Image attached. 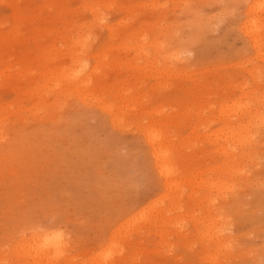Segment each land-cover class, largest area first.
<instances>
[{"label":"rangeland","instance_id":"obj_1","mask_svg":"<svg viewBox=\"0 0 264 264\" xmlns=\"http://www.w3.org/2000/svg\"><path fill=\"white\" fill-rule=\"evenodd\" d=\"M103 1L104 3L112 1V3L110 2L111 4L106 2L110 9L106 8L107 4H103ZM255 1L254 4L261 2L260 0ZM263 2L257 4L259 5L258 8H261L262 5L264 6ZM254 4L253 0H181V2L180 0H0V107L4 109H0V264H44L46 257L43 256L44 258L42 257V259L44 260L40 259L39 262L38 258L35 257H39L40 254L36 256V250H31L36 248L37 241L35 243L33 241L34 244L30 241H32L33 234H37L38 232L39 234H43L45 231L47 234L48 230H50L48 232L50 234L53 231L51 229H54L53 233L59 232L62 235H60L59 242L63 239L64 241L60 243L64 244L65 247L64 245L60 247L59 245L61 244L59 243L58 246L61 249L59 252V247H56L55 254L51 250L49 251V256L51 253L56 256L60 255V251L64 252L59 257L57 256L58 258L52 259V263L50 262L49 264H91L92 262H94L92 264H95V261L98 260L97 258L99 257L100 259L101 254L106 255L107 252L106 258L111 254V257L108 258L109 260L105 256H102V258L104 257L103 262L108 264L106 263L107 261H113L118 257L119 253L117 251L120 245L124 243L119 238L125 232L122 230L120 232L117 228V223L120 224L123 218L129 217L133 213L135 214L137 210L140 211L145 205L150 204L157 205L156 209L159 207L164 208V214L168 206L172 208L168 207L169 210L165 214L167 217L178 213L181 209L183 212H179L180 215H178L182 216L180 217L182 219L178 218L179 216L175 214L172 216L176 218L175 224H172V226L166 225L167 233L165 232L163 237L161 235V238H164V240L161 239L162 243L164 241L163 244L167 242V246L165 244L166 247L159 240L160 237L157 231L161 229L160 227H151L147 231L145 228L138 232L133 230L139 224L142 226V223L145 221L144 216L140 217L144 221L138 218L139 223L134 222L131 225L132 229L128 225L126 231L128 229L129 232H126L127 235L124 234L125 239H123L126 241L132 238V242L128 241L127 243L130 245L133 243V245L129 248H123L120 255L135 257L131 261L129 258L128 260L124 259L123 262L126 264H224L223 262L226 259L229 262L226 260L225 264L226 262L227 264H264V129H260L261 125L257 127V125L253 126L254 124L250 128L248 127L247 131L249 132L250 129V132L246 133V137L250 134L251 140L250 136H248L246 140L249 139V141L246 144L249 145H246L243 150L244 152H248L246 153L247 156L242 161L239 157L240 155H237L239 158L234 157V160L237 161L236 168L242 166L243 172L245 169L247 170L244 172V176L239 174L242 170L239 173L236 172L237 175L233 173V170L236 168L232 170L227 166V161L233 159L228 160L225 153H218L222 148L216 147L221 145H223L222 147H226L225 144L229 145L226 141H222V138L229 134L226 133L228 132L227 129L230 130L229 132H232L236 131L237 127L239 128L241 124L244 125L249 120V116L248 114L247 116H242L241 109L246 103H251V105H246L253 114V108L257 104L256 100L258 99L256 97L260 96L259 98H261L264 92V88L262 89L264 86V84L262 85L264 83V53L262 52L264 50V11L262 13L264 7L260 9V12L256 8V5L254 7L256 11H253L252 8V13H249L247 11L248 7L250 8ZM102 5H105V8ZM253 12L256 14H253ZM250 15L252 19L248 17ZM253 17L260 21L261 24L256 22L260 24L257 25ZM249 19L258 27L253 25L254 28H252L253 23L251 24L248 21ZM245 20L248 21V23L246 22L248 24L247 27L252 28L255 34L258 33L260 36L262 33V40H259L261 36L256 35L257 37H255L256 42L258 40L262 41V44L259 45L261 49L257 47L259 41L255 42L258 49L253 44L251 40L254 38L251 36L253 32L249 28L246 30V26L244 27L246 24H242L245 23ZM71 21L73 22L71 23ZM76 23L83 25L85 31L89 33L84 35L86 39H89L90 43L88 44V53L94 54L97 51L101 52L104 50V56L97 59V61L93 60L87 53L85 74H89L95 80L94 82L101 83L99 87L102 86V92H100L99 88L95 89L97 90V95L103 98V100L105 99L106 101L104 100V102L112 104V112L120 123L117 120L112 121V114L103 111L99 105L84 101L82 96L86 94L85 88H81L77 94L74 92V89L61 85V88H57V91H55L52 84L54 80L49 78L50 75L46 72L52 68L59 71L60 66H66L70 63L71 60L68 54L54 59L52 56L43 55L42 52L55 48L61 53H67L68 44L63 42L62 38H73L75 36L76 28L74 24ZM109 26L112 29L111 33L106 28ZM255 28L257 31L254 30ZM244 29L248 34H246ZM243 31L245 33H242ZM59 36L61 37L59 38ZM145 36L146 39H144ZM250 37L251 39H249ZM155 43L157 44L155 45ZM159 43H162V45L157 46ZM124 45L127 46L124 48ZM131 45L132 47H130ZM134 45H137L138 48L140 46V50ZM134 48L137 50L136 53ZM160 48H165L166 50L168 48L167 51L169 53L176 50L180 53V59L178 61L171 59L172 61L168 63L166 61L162 62L160 58L162 50ZM257 51H261V53ZM256 53L260 57L255 56L254 54ZM80 54L84 57L83 51ZM125 61L129 62L130 66L125 64ZM99 62L101 64L96 69V63L99 64ZM241 67H244L247 71L252 69L250 71L252 76L250 72H245ZM28 68L34 70L30 77H26L29 74L27 73ZM156 69L158 70L156 71ZM254 69L256 70L254 71ZM178 70L183 75L179 74ZM176 72H178L177 74L181 78L176 75ZM257 72H260V74H257ZM159 73L161 76L158 75ZM157 89L158 91H156ZM159 89L162 90L160 91ZM244 93L245 95H243ZM131 94L132 96H130ZM133 95H136V97L139 95L137 100L135 97L132 98ZM242 95L243 98L241 97ZM130 98L134 99V102ZM140 98L141 100L143 99V103ZM236 98L237 102L239 99V102H243L244 104L235 103ZM243 99H247L244 100L246 102L242 101ZM135 100L137 103L141 102L142 105L137 104ZM231 100L236 106L224 104L227 102L226 104L229 103L230 105ZM127 104H132L131 107L133 108L129 109V105ZM199 104L204 105L198 106ZM223 104L226 106V109L227 106L234 109L228 108L225 110ZM231 104L233 105V103ZM42 105L45 107L52 106V108L40 109L39 107V110L36 108ZM156 105L162 108L158 110L159 108ZM237 105L239 108L236 109ZM152 106L154 107L152 108ZM217 106H223L224 108L219 107L220 111ZM148 109H153V111L148 113ZM155 109L158 111H154ZM195 109L199 110L197 111L198 113ZM231 110H234L235 114L230 113ZM120 111L127 112L121 114ZM225 113H230V115L226 116ZM200 116L204 118L203 121L200 120ZM234 116L235 118H233ZM208 118L212 119V122H209ZM156 119L159 120L156 121ZM189 119L190 122L187 121ZM167 120H170L172 123L170 121L169 123ZM152 123L159 126L155 124L154 127L150 126L153 125ZM222 123L227 126L226 130L224 129L225 126L223 127L226 132L222 129ZM148 124L152 130L153 128L155 130V127L160 128L159 131L165 125L161 131L169 134L168 142L171 145L169 144L170 146L168 145L166 150L169 147L171 149L169 148L170 151L168 150L165 154L168 158L170 157L169 160L171 159L172 164L175 163L179 167L173 165L174 170L171 172L174 176L168 175V178H170L168 180L173 181L172 184H174H170L168 190L176 188L175 183L178 181L177 185L180 188L178 189L179 186L177 187V196L175 195L177 192L175 189L169 190L171 194L173 191L175 192L172 195H168V190L164 191V188H162V178L158 177L151 168L148 155L150 147L143 136V129L147 128ZM205 126H209L207 127L209 129L207 130ZM218 126H221L220 128L223 132H220L224 137L215 133V137L216 135L217 137L219 135L218 138L222 137L220 139L214 137L217 143L212 139L213 135L211 132H216L215 130L218 129ZM228 126L231 128L233 126V130ZM141 127L143 128L140 129ZM192 127L197 129L194 128L193 130ZM189 128L191 130H188ZM189 131H191V135H193L194 131L196 134L188 136ZM209 132L211 135H209ZM201 134L207 137L204 138ZM251 134H254L255 138ZM186 138H189L190 143ZM257 138L259 141H256ZM204 139L206 141L209 140L208 143L204 142ZM210 140L214 141H211L213 144ZM184 141H187L186 145ZM180 143H184L183 146H185L183 147ZM255 143H258V145H252ZM173 145L175 146L174 148ZM191 146L193 147L190 148ZM176 147H178L177 150H175ZM225 147L224 149L226 150ZM185 148L186 150H184ZM210 148H217L218 150L212 149L213 152H211L209 151ZM178 150L183 151L179 154ZM235 151L241 150L237 148ZM261 151L262 153L260 154ZM257 155L260 157L258 158ZM223 157H225V160H223ZM246 158H249V161ZM172 159H177V162H174ZM245 159L247 160L246 162ZM224 162L225 165H223ZM214 164H217L215 165L217 166L216 169L214 168ZM208 170L210 172L216 171L211 174ZM220 170L224 171L221 172ZM193 171L195 172L193 173ZM189 172H192V179ZM196 172H205L206 174H195ZM228 172L229 176L227 175ZM194 174L195 176H193ZM208 174L212 177L211 179L207 176ZM226 175L228 176V180ZM233 175L236 177H233ZM238 176L239 178H237ZM185 177L187 179L190 177V180L186 181ZM229 177L237 179L238 183L236 182L237 180L231 183L234 180L229 179ZM182 179L183 181L185 179L184 182H188L189 184L181 183ZM203 179L205 181L213 179L212 182L218 179L215 181L216 183L223 179L224 181L222 182L223 184H227V186L225 185L226 187L232 186L231 189L233 190L231 191H227L229 190L228 188L225 190L226 187L224 186V188H221L223 191L219 192L220 194L212 191L210 195L212 193H216L217 195H213L215 200H213V207L210 208L211 210H215L212 212H217L218 210L217 213L222 210L218 217L221 216L220 221L223 222L222 224L225 229L223 228L224 230L222 231L224 232L221 233L225 235L230 232L229 235L231 233L233 235H231L232 241H228L229 246L227 247L231 249L227 250L226 248V251L231 256L232 254L234 256L238 251L240 253H236L234 257L230 258L229 254L224 251V247L218 250L215 248L216 251L214 249L213 252V243L210 244L202 236V238L199 237L200 233L197 232L198 230H196L193 223L191 224V218L193 219L195 216L199 218L198 215L200 216L204 213V209L201 207L206 206L203 198H200L208 196L206 190L200 188L204 187L202 185L204 184ZM174 180L177 181L174 182ZM192 180L193 183L194 180H197L198 184L195 183V187L191 186L193 185L191 183ZM229 180L231 181L229 182ZM246 181H248V185ZM222 182L220 183L222 184ZM254 182L257 183L254 185ZM239 184L241 185L239 186ZM196 185L200 187L197 186L196 188ZM163 191L164 193H162ZM188 191H192L189 193L190 199V196L186 193ZM200 193L202 194L200 195ZM179 194L182 195L180 196ZM193 194L195 196H192ZM185 195L189 196L185 197L188 200H184ZM224 195L228 196L225 197ZM197 196H200L199 199L202 201L201 207H197L196 205L197 199L194 198H197ZM157 197H159L158 201L156 200ZM177 197L179 200H176ZM222 197L223 200H221ZM153 199L155 200L153 201ZM175 202L181 206L179 210L178 205L175 208ZM174 208L175 212H172ZM143 210L145 211V208ZM184 211L188 213H184ZM189 211L193 213L190 212L191 214H189ZM197 212L199 213L197 214ZM188 214L192 217L190 216L191 218H189ZM179 219L181 223H177V221L180 222ZM136 223L137 227L135 226ZM179 224L180 226H178ZM226 226L231 229L228 228L226 230ZM173 227L174 229L176 228L177 232ZM178 227H182V229L180 228L182 232L180 230L178 232ZM198 228L202 231V227L198 225ZM113 230L116 233L117 230L120 232L118 233L119 235L117 234L119 236L118 240L115 236L116 233H113L114 238H116L110 244V246H117V251L114 249L115 254L114 252L110 253L113 247L109 249L110 252L107 248H110V246H107V243L109 242L108 240L111 241L112 237L110 236L112 235L110 234H112ZM123 230L125 231V229ZM134 231L137 233L135 234ZM196 232L199 234L197 235ZM178 233L181 235L179 236ZM25 242H30V245H32L31 249L29 248L30 245L28 244V247ZM205 242L206 245H204ZM168 244L171 246L169 247ZM158 245L162 247L159 246L158 248ZM26 246L28 247L27 250L30 249L29 254L26 252ZM231 246H234L233 249ZM100 247L108 250H104L103 248L105 252L107 251L106 254L105 252L103 253V250H100ZM97 251V255L102 251L100 256H93ZM208 252L211 253L208 254L210 257L215 253L214 255L218 260H216L214 255L212 256L213 258H205L204 260V254L207 257ZM220 253L221 256L224 254L223 258L218 256ZM63 255H67V258ZM55 256H52V258ZM112 256L113 258L114 256L116 257L113 259ZM91 257L96 260H92L91 262ZM29 258H32L33 262L32 260L29 262ZM213 259L214 262L212 261ZM101 260L97 264H103ZM45 264H48V261Z\"/></svg>","mask_w":264,"mask_h":264},{"label":"bare ground","instance_id":"obj_2","mask_svg":"<svg viewBox=\"0 0 264 264\" xmlns=\"http://www.w3.org/2000/svg\"><path fill=\"white\" fill-rule=\"evenodd\" d=\"M86 1V0H85ZM256 1H259V0H256ZM255 1V2H256ZM261 2H263L262 0H260ZM108 4L111 2L112 3V1H106ZM104 3V1H103V4H107V3ZM180 2H181V0H180ZM261 2H258V3H256V4H254V0H253V6L252 7H248V12L249 13H252V8H253V11H256V10H254V7L257 5V4H259V3H261ZM57 3V2H56ZM99 3V2H98ZM110 3V4H111ZM87 4V3H86ZM107 4V6H106V8H109L108 5ZM263 4H264V2H263ZM88 5V4H87ZM104 5V6H105ZM114 5V4H113ZM103 6V5H102ZM103 6V7H104ZM153 6V5H152ZM258 6L259 5H257L256 6V8H258ZM88 7V6H87ZM154 7V6H153ZM260 7H261V4H260ZM264 6L262 5V7L261 8H258L259 10L260 9H262ZM105 8V7H104ZM255 8V9H256ZM110 9V8H109ZM258 9H257V11H258ZM264 9V8H263ZM92 10H93V8H92ZM94 11V10H93ZM251 11V12H250ZM263 11L264 10H262V13H263ZM92 12V11H91ZM99 12V11H98ZM259 12V11H258ZM260 12H261V10H260ZM100 13V12H99ZM255 12H253V14H254ZM91 14H94V13H91ZM256 14V13H255ZM259 14V13H258ZM68 15V14H67ZM95 15H96V13H95ZM252 15V14H251ZM251 15L250 16H248V17H250L251 19H252V17H251ZM93 16V15H92ZM256 16H258V15H256ZM255 16V17H256ZM94 17V16H93ZM96 17V16H95ZM99 17V16H98ZM253 17L254 19H255V23L256 22H258V23H260L261 24V22L260 21H258L257 19H258V17ZM260 17V16H259ZM66 18V17H65ZM61 19V18H60ZM253 19V20H254ZM58 20V19H57ZM64 20V19H63ZM262 20V19H261ZM248 21H250V19L248 20ZM248 21L247 20H245V23H242V24H246V25H244V27H245V29L247 30V28H249V30L250 31H252L253 32V34H255L254 33V31L252 30V28H254V26L256 27L257 25H260V24H255L254 25V23H253V21H250L251 22V24H252V28H250L249 26L247 27V23H248ZM73 21H71V23H72ZM96 22H98V21H96ZM247 22V23H246ZM249 22V23H250ZM95 23V22H94ZM121 23V22H120ZM183 23V22H182ZM263 23H264V20H263ZM67 24V23H66ZM68 24H70V23H68ZM178 24V23H177ZM251 24H249V25H251ZM71 25V24H70ZM153 25V24H152ZM241 25V24H240ZM263 25V24H262ZM69 26V25H68ZM72 26V25H71ZM180 26V25H179ZM73 27V26H72ZM74 27L76 28V32H75V36H73V38L72 37H69V38H62V40H63V42H65V43H67L68 44V48L66 49V52L67 53H61V52H59V51H57V49H51V50H45V51H43L42 52V54L43 55H46V56H48V57H53L54 59H58V58H60V57H63V55L65 56V55H69L70 56V63L68 64V65H66V66H60V69H59V71L58 70H56V69H51V70H53V71H51V70H47L46 72L50 75L49 76V78H52L53 80H54V83L52 82V84H53V86H54V88H55V91H57V88H61V85H63L64 87H69V88H72V89H74V92H79L80 91V89L81 88H85L86 89V94L85 95H83L82 96V99L84 100V101H86V102H89L90 104H96V105H99V107L103 110V111H106L107 113H111L112 114V121H115V120H117V122H119V120L117 119V117L115 116V114L112 112V104L111 103H106V102H104V100H103V98H100V97H98V95H97V90H95V89H98L99 88V90H100V92H102V86H100L99 87V85L101 84V83H97V82H94L95 80H93L92 78H91V76L88 74V75H86L85 74V71H86V58H88V56H87V53H88V44H90L89 43V39L87 38H85L84 37V35L85 34H89L87 31H85V27L83 26V25H79V24H74ZM176 27V26H175ZM242 27H243V25H242ZM258 27V26H257ZM66 28V27H65ZM74 28V29H75ZM107 29H108V31L111 33V27L109 26V27H106ZM180 28V27H179ZM264 28V27H263ZM263 28H262V30H263ZM245 29H244V31H245ZM67 30V29H66ZM117 30V29H116ZM144 30V29H143ZM242 30V29H241ZM254 30H256V28L254 29ZM58 31V30H57ZM114 31V30H113ZM112 31V32H113ZM171 31V30H170ZM176 31V30H175ZM242 32V33H245L246 32V34H248V32L247 31H245V32ZM249 31V32H250ZM257 31V30H256ZM260 30L258 29V32H259ZM46 32V31H45ZM65 32V31H64ZM262 32V31H261ZM56 33H58V32H56ZM168 33V32H167ZM260 33V32H259ZM264 33V32H263ZM141 34V33H140ZM166 34V33H165ZM245 34V35H246ZM251 35L252 37H254V38H252L251 39V37L249 38V39H251L252 40V42H253V44L255 45L259 40H262L263 38H262V33H261V39H259L257 42H256V39H255V37H257L256 35H258L259 36V34L257 33V34H255V35ZM109 35V34H108ZM134 36H136V35H134ZM143 36V35H142ZM147 36V35H146ZM146 36H145V38L144 39H146ZM151 36V35H150ZM165 36V35H164ZM249 36H250V34H249ZM259 36V37H260ZM61 36H59V38H60ZM159 37V36H158ZM258 37V38H259ZM264 37V36H263ZM137 38V37H136ZM149 38V37H148ZM134 39V38H133ZM155 39H156V37H155ZM159 39V38H158ZM157 39V40H158ZM247 39H248V37H247ZM142 40V39H141ZM162 40V39H161ZM167 40V39H166ZM264 40V39H263ZM153 41V40H152ZM159 41V40H158ZM164 41V40H163ZM60 42V41H59ZM130 42V41H129ZM157 42V41H156ZM161 42V41H160ZM251 42V41H250ZM251 42V43H252ZM256 42V43H255ZM261 42V43H260ZM264 42V41H263ZM141 43V42H140ZM137 44V43H136ZM154 44V43H153ZM157 43H155V45H156ZM165 44H167V43H165ZM260 44H262V41H259L258 42V46L257 47H259V45ZM129 45V44H128ZM138 45V44H137ZM137 45L135 46V47H137ZM151 45V44H150ZM162 45V43H159L157 46H161ZM251 45V44H250ZM257 45V44H256ZM256 45H255V47H256ZM67 46V45H66ZM79 46H80V49H79ZM119 46H120V44H119ZM127 46V45H126ZM125 45L123 46L124 48L126 47ZM253 46V45H252ZM264 46V45H263ZM130 47H132V45L130 46ZM129 47V48H130ZM144 47V46H143ZM149 47V46H148ZM147 47V48H148ZM168 47V46H167ZM170 47H172V46H170ZM256 47V49H258ZM138 48V47H137ZM139 48H140V46H139ZM138 48V49H139ZM260 49H261V47H259ZM120 49H121V46H120ZM119 49V50H120ZM154 49V48H153ZM156 49V48H155ZM259 49V50H260ZM110 50V49H109ZM118 50V51H119ZM130 50V49H129ZM134 50H135V53H136V48H134ZM140 50V49H139ZM149 50V49H148ZM160 50H162V53H160V58H161V60H162V62L163 61H166L167 63L169 62V61H172V60H174V61H178L179 59H180V53H178L176 50H173V51H171L170 53H169V51H167L168 50V48H167V50L164 48V49H162V48H160ZM255 50V49H254ZM81 51H83V53H84V57H82V55L80 54L81 53ZM104 51V50H103ZM103 51H101V52H99V51H97L96 53H91L90 54V52L88 53L89 55H90V57H92V59L93 60H96L97 61V59H99L100 57H102V56H104L103 54H104V52ZM126 51V50H125ZM179 51V50H178ZM256 51V50H255ZM262 51V50H261ZM261 51H259L260 53H261ZM52 52H54L53 54H50V53H52ZM103 52V53H102ZM139 52V51H138ZM140 52H142V51H140ZM158 52V51H157ZM258 52V51H257ZM258 52V53H259ZM263 53H264V50L262 51ZM109 53V52H108ZM255 53V52H254ZM262 53V54H263ZM124 54H126V53H124ZM140 54V53H139ZM147 54V53H146ZM257 54V53H256ZM256 54H254L255 56H258V57H260L258 54L256 55ZM262 54H261V56H262ZM110 55V54H109ZM264 55V54H263ZM141 56H142V54H141ZM110 57H111V55H110ZM117 57V56H116ZM155 57V56H154ZM263 57V56H262ZM104 58V57H103ZM103 58H102V60H103ZM129 58V57H128ZM158 58V57H157ZM156 58V59H157ZM254 58H256V57H254ZM108 59V58H107ZM111 59V58H110ZM124 59H126V58H124ZM159 59V58H158ZM172 59V60H171ZM257 59V58H256ZM258 60V59H257ZM261 60H262V58H261ZM263 60H264V57H263ZM95 61V62H96ZM110 61V60H109ZM116 61V60H115ZM131 61V60H130ZM142 61V60H141ZM148 61V60H147ZM113 62V61H112ZM118 62V61H117ZM120 62H122L121 60H120ZM124 62V61H123ZM137 62V61H136ZM149 63V62H148ZM175 63V62H174ZM97 65L95 66V68L97 69L99 66L98 65H100L101 63L99 62V64L98 63H96ZM115 64V63H114ZM114 64H111V65H114ZM118 64V63H117ZM125 64H128V66H130V64H129V62L127 63V61H125ZM131 64H132V62H131ZM241 64V63H240ZM20 65H22V64H20ZM133 65V64H132ZM138 65V64H137ZM241 65H243V64H241ZM240 65V66H241ZM126 66V65H125ZM136 66V65H135ZM140 66V65H139ZM157 66V65H156ZM174 66V65H173ZM137 67V66H136ZM147 67V66H146ZM164 67V66H163ZM168 67V66H167ZM248 67V66H247ZM255 67V66H254ZM45 68V67H44ZM155 68V67H154ZM176 68V67H175ZM242 68V67H241ZM251 68H253V67H251ZM173 69H174V67H173ZM242 69H244L245 70V72L247 71L244 67L242 68ZM264 69V68H263ZM131 70V69H130ZM133 70V69H132ZM144 70V69H143ZM158 69H156V71H157ZM172 70V69H171ZM252 69H250V71H251ZM256 69H254V71H255ZM166 71V70H165ZM168 71V70H167ZM173 71H176V70H173ZM180 70H178V72H179ZM184 71V70H183ZM250 71H247V73L248 72H250ZM253 71V72H254ZM34 72V70L32 69V68H28L27 69V73H29V74H27L26 75V77H30L31 76V74ZM45 72V71H44ZM133 72V71H132ZM178 72H176V75L177 76H180L179 74H182L183 75V73H180L179 72V74H177ZM93 73V72H92ZM139 73V72H138ZM148 73V72H147ZM151 73V72H150ZM162 73V72H161ZM164 73V72H163ZM166 73V72H165ZM167 73H169V72H167ZM171 73H173V72H171ZM175 73V72H174ZM260 74V72H257V74ZM252 73L250 72V75H251ZM144 75H145V73H144ZM147 75V74H146ZM149 75V74H148ZM159 76H161L160 75V73L158 74ZM164 75H166V74H164ZM164 75H162V76H164ZM255 75V74H254ZM168 76V75H167ZM184 76H185V74H184ZM252 76V75H251ZM262 76V75H261ZM48 77V76H47ZM170 77V76H169ZM165 78V77H164ZM180 78H181V76H180ZM187 78V77H186ZM146 79V78H145ZM152 79V78H151ZM155 79V78H154ZM259 79V78H258ZM142 80V79H141ZM144 80V79H143ZM172 80V79H171ZM150 81V80H149ZM259 81V80H258ZM155 82V81H154ZM153 82V83H154ZM157 82V81H156ZM264 82V81H263ZM152 83V84H153ZM158 83V82H157ZM246 83V82H245ZM262 83V82H261ZM143 84V83H142ZM244 84V83H243ZM242 84V85H243ZM259 84H260V82H259ZM264 83H262V85H263ZM140 85V84H139ZM157 85V84H156ZM158 85H160V84H158ZM144 86V85H143ZM152 86V85H151ZM150 86V87H151ZM163 87H165V86H163ZM241 87V86H240ZM244 87H245V85H244ZM246 87H247V85H246ZM104 88V87H103ZM121 88V87H120ZM136 88V87H135ZM149 88V87H148ZM264 88V86L262 87V89ZM122 90V89H121ZM124 90H125V88H124ZM133 90V89H132ZM143 90V89H142ZM141 90V91H142ZM153 90H155V89H153ZM160 90V89H159ZM162 90V89H161ZM160 90V91H161ZM211 90V89H210ZM135 91V90H134ZM134 91H132V92H134ZM137 91H139V90H137ZM148 91V90H147ZM156 91H158V89L156 90ZM145 92V91H144ZM240 92V91H239ZM263 92V91H262ZM56 93V92H55ZM106 93V92H105ZM137 93V92H136ZM139 94H140V92H138ZM78 94V93H77ZM128 94V93H127ZM130 94V93H129ZM147 94V93H146ZM248 94V93H247ZM246 94V95H247ZM119 95H121V94H119ZM119 95H117V96H119ZM144 95V94H143ZM243 95H245V93L243 94ZM243 95L241 96L242 98H243ZM130 96H132V94L130 95ZM129 96V97H130ZM139 95H137V97H138ZM141 96V95H140ZM248 96V95H247ZM136 98V100H137V97H136V95H133V97L132 98ZM146 97V96H145ZM239 97V96H238ZM245 97V96H244ZM260 97V96H259ZM259 97H256V98H258L257 100H256V105H255V107L253 108V114L251 113V111H250V108L247 106V105H251V103L250 104H245L244 106H243V108L241 109V114H243L242 116H244V115H246L247 116V114H248V116H249V120L247 121V122H245V124L244 125H240L239 126V128L237 127V129H236V131H232V132H229L230 130L229 129H227L226 127L227 126H225V125H223V123H224V121H222L223 123H222V129H223V127H224V129L226 128L227 129V131L228 132H226L224 129V132H226V133H229L228 134V136H226V137H224V135H222V133L220 132V131H222L221 130V126L219 127L218 126V129H216L215 131L216 132H211L210 130V132L212 133V135H213V137H212V139L215 141V142H217L216 141V139H214V135H215V133H217V134H220V135H222L224 138H222V137H220V138H222L221 140L222 141H226L229 145H227V144H225L226 145V150L224 149V147H222L223 145H221V146H216V147H218L219 149L220 148H222V150L220 149V151L218 152V153H225L227 156V159L229 160V159H233V160H231V161H227V163H228V167L229 168H231L232 170L233 169H235L236 168V164H237V161H235L234 160V157H238L239 155V157L241 158V161H242V159L243 158H245L247 155H246V153H248V152H244L243 150H244V148L246 147V145L248 146L249 144H246V143H248L247 141H249V139L248 140H246L247 138H248V136H250V134H248L247 135V137H246V133H249L250 132V129H249V132L247 131L248 130V127L250 128V126H252L253 124V126H255V125H257V127H258V125L260 126H262L260 129H264V92H263V94H262V96H261V98H259ZM119 98V97H118ZM132 98H130V99H132ZM148 98V97H147ZM248 98V97H247ZM250 98V97H249ZM255 98V97H254ZM128 99V98H127ZM234 99V98H233ZM135 100V102L137 103V101ZM140 100H141V98H140ZM139 100V101H140ZM143 100V99H142ZM142 100H141V102H142ZM244 100H247V99H243L242 101H244ZM251 100V99H250ZM252 100H253V98H252ZM254 100V101H255ZM106 101V100H105ZM132 101L134 102V99H132ZM138 101V102H139ZM235 101V100H234ZM240 100L238 99V102H237V98H236V101H235V103H237V104H239V103H241V102H239ZM117 102H118V100H117ZM141 102H139V103H137V104H141ZM145 102V101H144ZM150 102V101H149ZM225 102V101H224ZM229 102H230V100H229ZM244 102H246V101H244ZM251 102V101H250ZM132 103V102H131ZM143 103V102H142ZM146 103V102H145ZM144 103V104H145ZM161 103V102H160ZM204 103H206V102H204ZM227 102H225L224 104L225 105H228V106H236L235 104H234V102L231 100V103H233V105L230 103V105H229V103L228 104H226ZM249 103V102H248ZM120 104L121 105H123L121 102H120ZM124 104H126V103H124ZM221 104V103H220ZM224 104H223V106H224ZM242 104H244L243 102L241 103V105ZM115 105H116V103H115ZM118 105V104H117ZM127 105H129V104H127ZM126 105V106H127ZM132 105V104H131ZM131 105H129V109H131V108H133V107H131ZM142 105V104H141ZM161 105V104H160ZM201 105H204V104H201ZM200 104L198 105V106H201ZM218 105V104H217ZM133 106H134V104H133ZM206 106V105H205ZM222 106V107H223ZM227 106V109L228 108H231V107H228ZM39 107H40V109H46V108H52V106L50 107V106H47V107H45L44 105H42V106H37L36 108L39 110ZM122 107H124V106H122ZM139 107V106H138ZM148 107V106H147ZM154 106H152V108H153ZM156 107L157 108H159L158 110H160V108H162L161 106L160 107H158V105H156ZM218 107V106H217ZM220 108H222L221 106H219ZM218 107V109L221 111V109ZM225 107V110H227L226 109V106H224ZM223 107V108H224ZM126 108V107H125ZM128 108V107H127ZM142 108V107H141ZM141 108H139V109H141ZM174 108V107H173ZM172 108V109H173ZM197 108H200V107H197ZM206 109H207V107H205ZM236 109L237 108H239L238 107V105H237V107H235ZM249 108V109H248ZM0 109H2L1 107H0ZM145 109V108H144ZM231 109H234L233 107L231 108ZM2 110H4V109H2ZM114 110H115V108H114ZM117 110H119L118 108H117ZM133 110V109H132ZM142 110V109H141ZM157 109H155L154 111H156ZM157 110V111H158ZM189 110V109H188ZM194 110V109H193ZM230 110V109H229ZM116 111V110H115ZM131 111V110H130ZM138 111V110H137ZM144 111V110H143ZM146 111V110H145ZM150 111H153V109L152 110H149L148 109V113L150 112ZM156 111V112H157ZM173 111V110H172ZM171 111V112H172ZM178 111V110H177ZM195 111L197 112V111H199L198 109L196 110L195 109ZM216 111H218L217 109H216ZM223 112H224V110H222ZM232 111V112H231ZM230 111V113H234L233 111L234 110H231ZM239 113H240V111L239 110H237ZM236 111V112H237ZM121 112V111H120ZM127 111H125V113H126ZM139 112V111H138ZM156 112H154V113H156ZM159 112H161V111H159ZM158 112V113H159ZM163 112V111H162ZM164 112H166V111H164ZM170 112V113H171ZM194 112V111H193ZM192 112V113H193ZM122 113H124V112H121V114ZM124 113V114H125ZM173 113H175V112H173ZM179 113V112H178ZM181 113V112H180ZM183 113H185V112H183ZM198 113V112H197ZM218 113H221V112H218ZM230 113H225L226 114V116L229 114L230 115ZM189 114V113H188ZM222 114V113H221ZM235 114V113H234ZM152 115V114H151ZM179 115V114H178ZM193 115V114H192ZM228 115V116H229ZM149 116H150V114H149ZM148 116V117H149ZM160 116H162V115H160ZM176 116V115H175ZM197 116V115H196ZM145 117V116H144ZM152 117H154V116H152ZM164 117V116H163ZM165 117H167V116H165ZM171 117V116H170ZM170 117H168V118H170ZM202 116H200L199 118H200V120H202L203 121V119L204 118H201ZM119 118V117H118ZM139 118V117H138ZM141 118H142V116H141ZM154 118H156V117H154ZM159 118H161V117H159ZM173 118H176V117H173ZM185 118V117H184ZM190 118V117H189ZM206 118V117H205ZM223 118V117H222ZM228 118V117H227ZM232 118V117H231ZM230 118V119H231ZM233 118H235V116L233 117ZM237 118V117H236ZM241 118V117H240ZM244 118V117H243ZM136 119V118H135ZM149 119H151V118H149ZM180 119V118H179ZM226 119V118H225ZM230 119H228V120H230ZM237 119H239V118H237ZM245 119V118H244ZM137 120H139V119H137ZM159 119H156V121H158ZM161 120V119H160ZM163 120H164V118H163ZM174 120V119H173ZM177 120V119H176ZM181 120V119H180ZM180 120H179V122H180ZM195 120V119H194ZM199 120V121H200ZM212 119H210V118H208V121L210 122ZM221 120V119H220ZM151 121H153V122H155L154 120H152L151 119ZM168 121V120H167ZM170 121V120H169ZM168 121V122H169ZM187 121H189L190 122V119L189 120H187ZM227 121V120H226ZM242 121V120H241ZM245 121V120H244ZM165 122V121H164ZM171 122V121H170ZM169 122V123H170ZM175 122V121H174ZM173 122V123H174ZM177 122V121H176ZM206 122H207V119H206ZM206 122H205V124H206ZM212 122V121H211ZM115 123V122H114ZM120 123V122H119ZM139 123V122H138ZM142 123V122H141ZM159 123V122H158ZM161 123V122H160ZM172 123V122H171ZM185 123V122H184ZM188 123V122H187ZM197 123H199V122H197ZM196 123V124H197ZM203 123V122H202ZM229 123V122H228ZM234 123H237V122H234ZM239 123H240V121H239ZM238 123V124H239ZM242 123V122H241ZM116 124V123H115ZM153 124V123H152ZM155 124V123H154ZM150 125V126H159V125H157V124H155V125ZM162 124V123H161ZM175 124V123H174ZM183 124V123H182ZM190 124V123H189ZM196 124H195V126H196ZM211 124V123H210ZM209 124V125H210ZM214 124V123H213ZM233 124V123H232ZM176 125V124H175ZM145 126V125H144ZM148 127L147 128H145V129H143V136H144V138H145V140H146V142H147V144L149 145V147H150V150L148 151V155H149V158H150V165H151V168L153 169V171L157 174V176L158 177H160V178H162V188H164V191L165 190H168V188L170 187L169 185L170 184H172L173 183V181H171V183H170V181L168 180V179H170V178H168V175L169 174H171V175H173L174 176V174L172 173L173 171L172 170H174L173 168H174V166L175 167H177L176 165H175V163H173L172 164V161H171V159L169 160V158L167 157V155L165 154V152H167L168 150L170 151V149H171V147H169L168 148V150H166L167 149V147H168V145L170 144V142H168V140H169V134L167 133V132H165V131H161V130H163L164 129V127H165V125H164V127H163V129H161L160 131H159V129L160 128H158V130L157 131H155L157 128L155 127V130H154V128H153V130L155 131H153L151 128H149V124L147 125ZM160 126H162V125H160ZM187 126V125H186ZM194 126V125H193ZM197 126H198V124H197ZM202 126V125H201ZM237 126V125H236ZM179 127V126H178ZM191 127V126H190ZM206 127V126H205ZM207 127H209V126H207ZM206 127V128H207ZM231 130H233V126H232V128L230 127V126H228ZM143 127H141L140 129H142ZM150 130H149V129ZM194 128L195 127H192V129L194 130ZM202 128V127H201ZM205 128V129H206ZM254 128V127H253ZM252 128V129H253ZM148 129V130H147ZM195 129H197V128H195ZM203 129V128H202ZM209 128H207V130H208ZM256 129H258V128H256ZM188 130H191L190 128L188 129ZM204 130V129H203ZM219 130V132H217ZM167 131H168V129H167ZM171 131V130H170ZM253 131V130H252ZM173 132V131H172ZM203 133H206V132H204V131H202ZM210 132H209V135H211L210 134ZM223 132V131H222ZM258 132V131H257ZM256 132V134L258 135V133ZM171 133V132H170ZM191 133V131H189V134H188V136L189 135H191L190 134ZM194 133H195V131H194ZM193 133V135H191V136H194L195 134ZM252 133V132H251ZM255 133V132H254ZM197 134H198V131H197ZM207 134H208V132H207ZM172 135V134H171ZM202 135V134H201ZM208 135V136H209ZM252 135V137H254L255 135L254 134H251ZM254 135V136H253ZM175 136V135H174ZM173 136V137H174ZM178 136V135H177ZM198 136H199V134H198ZM202 136H204V135H202ZM263 136V135H262ZM171 137V136H170ZM182 137V136H181ZM205 137H207V136H204V138ZM216 137H217V135H216ZM215 137V138H216ZM218 137H219V135H218ZM217 137V139H220V138H218ZM185 138V137H184ZM192 138V137H191ZM196 138H197V136L195 137V140H196ZM255 138V137H254ZM260 138V137H259ZM171 139V138H170ZM189 139V138H188ZM187 138H186V140H188ZM193 139H194V137H193ZM210 139V138H209ZM174 141H175V139H173ZM184 140V139H183ZM192 140V139H191ZM205 140V139H204ZM213 140H210V142L211 141H213ZM250 140H251V136H250ZM259 141V139L257 138L256 139V141ZM172 141V140H171ZM189 141V140H188ZM193 141V140H192ZM208 141L209 140H205L204 142H207L208 143ZM213 141V142H214ZM220 141V140H219ZM253 141H255L254 139H253ZM176 142V141H175ZM180 142V141H179ZM182 142V141H181ZM187 142V141H186ZM185 141H184V143H185V145L187 144ZM194 142V141H193ZM252 142V141H251ZM163 143H165L163 146H162V144ZM168 143V144H167ZM177 143V142H176ZM183 143V144H184ZM189 143H190V141H189ZM188 143V144H189ZM201 143V142H200ZM212 143V142H211ZM218 143V142H217ZM161 144V145H160ZM182 146H183V144L182 143H180ZM191 144H193V143H191ZM197 144V143H196ZM213 144V143H212ZM258 145V143H255V144H252V145ZM171 145V144H170ZM169 145V146H170ZM181 145H179V146H181ZM184 145V146H185ZM194 145V144H193ZM201 145H202V143H201ZM215 145V144H214ZM220 145V144H219ZM251 145V144H250ZM251 145V146H252ZM161 146V147H160ZM178 146V145H177ZM183 146V147H184ZM197 146V145H196ZM253 146V147H254ZM175 146L173 145V148H174ZM183 147H180V148H183ZM193 146H191L190 148H192ZM198 147V146H197ZM230 147V148H229ZM162 148V149H161ZM186 148H189V147H186ZM186 148L184 149V150H186ZM237 148H239L241 151H235ZM252 148V147H251ZM149 149V148H148ZM178 149V147H176V149L175 150H177ZM213 149V148H212ZM211 148H210V150L209 151H211V152H213V150H216L215 148L212 150ZM229 149H230V151H229ZM188 150V149H187ZM218 150V149H217ZM179 151V150H178ZM181 151H183V150H181ZM181 151H179V154H180V152ZM208 151V150H207ZM252 151V150H251ZM256 151V150H255ZM259 151H260V147H259ZM177 152V151H176ZM188 152V151H187ZM186 152V153H187ZM205 152V151H204ZM204 152H202V153H204ZM250 152V151H249ZM257 152V151H256ZM264 152V151H263ZM171 153V152H170ZM210 153V152H209ZM217 153V154H218ZM262 153V151L260 152V154ZM197 154V153H196ZM253 154V153H252ZM252 154H248V155H252ZM259 154V153H258ZM183 155V154H182ZM224 155V154H223ZM238 155V156H237ZM256 155V154H255ZM170 156V155H169ZM201 156V155H200ZM222 156V155H221ZM252 156H254V155H252ZM251 156V157H252ZM258 156V155H257ZM256 156V157H257ZM172 157H174V156H172ZM198 157V156H197ZM238 157V158H239ZM250 157V158H251ZM260 156H258V158H259ZM264 157V156H263ZM225 157H223V160H225L224 159ZM174 159V158H173ZM172 159V160H173ZM236 160H237V158H235ZM246 159H248V161H249V158H246ZM245 159V162L247 161ZM239 160V159H238ZM252 160V159H251ZM263 160V159H262ZM174 162L176 161L177 162V159L176 160H173ZM179 161V160H178ZM215 161V160H214ZM235 161V162H234ZM143 162V161H142ZM197 162V161H196ZM205 162V161H204ZM221 162V161H220ZM240 162V161H239ZM244 162V161H243ZM243 162H241V163H243ZM244 162V163H245ZM256 162H258V161H256ZM223 163V162H222ZM221 163V164H222ZM179 164V163H178ZM182 164H184V163H182ZM141 165V164H140ZM174 165V166H173ZM179 165H181V164H179ZM215 165H217V164H214V168L216 169V167L217 166H215ZM223 165H225V162H224V164ZM241 165H244V164H241ZM240 165V166H241ZM247 165V164H246ZM142 166V165H141ZM211 166H213V165H211ZM219 166V165H218ZM222 166V165H221ZM179 167V166H178ZM210 169H212L211 167H209ZM213 168V169H214ZM219 168V167H218ZM217 168V169H218ZM147 169V168H146ZM177 169V168H176ZM209 169V170H210ZM224 169V168H223ZM230 169V170H231ZM238 169V170H237ZM149 170V169H148ZM208 170V171H209ZM227 170V169H226ZM226 170H225V172H226ZM242 170V166L240 167V168H236L235 170H233V173H235L236 174V172H240ZM244 170V169H243ZM243 170H242V172H243ZM147 171V170H146ZM172 171V172H171ZM197 171V170H196ZM207 171V172H208ZM214 171H216V170H214ZM213 171V172H214ZM221 171V170H220ZM224 171V170H223ZM223 171H221V172H223ZM245 171H247L246 169H245ZM244 171V172H245ZM179 172V171H178ZM195 171H193V173H194ZM210 172V171H209ZM212 171L210 172L211 174L213 173ZM219 171L217 170V173H218ZM242 172H240L239 174L242 176H244V172H243V174H241ZM175 173V172H174ZM191 175H190V177L192 176V172H189ZM198 172H196L195 174H197ZM200 174L202 173V174H204L205 172H199ZM198 173V174H199ZM247 173H249V172H247ZM195 174L193 175V176H195ZM201 174V175H202ZM206 174V173H205ZM219 174V173H218ZM232 174V173H231ZM214 175H216L215 173H214ZM220 175H221V173H220ZM222 175H224V174H222ZM228 176H229V172H228V174H227ZM226 175V176H227ZM237 175V174H236ZM239 175V176H240ZM187 176H189V175H187ZM205 176V175H204ZM207 176H209V174L207 175ZM228 176H227V180H228ZM231 176V175H230ZM239 176L237 177V178H239ZM248 176H249V174H248ZM172 177V176H171ZM190 177H188L189 179H187V177H185L186 178V181L187 180H190ZM210 177V176H209ZM233 177H236V176H234L233 175ZM141 178V177H140ZM175 178H177V177H175ZM180 178V177H179ZM194 178V177H193ZM212 177H210V179H211ZM215 178V177H214ZM213 178V179H214ZM219 178V177H218ZM191 179H192V177H191ZM195 179V178H194ZM197 179V178H196ZM212 179V180H213ZM224 179V178H223ZM222 179V181H224ZM229 179H231L230 177H229ZM244 179H248V178H244ZM244 179H243V182H244ZM169 182H168V181ZM178 180V179H177ZM176 180V181H177ZM198 180H199V178H198ZM201 180V179H200ZM212 180L210 181H205L204 179H203V181H204V184H202V185H204V187H200V186H198V185H196V188H197V186L198 187H200V188H203V190L205 189L206 190V193L208 194V196L206 195V194H204V195H206V196H204V197H200L201 199L203 198V201H205V205L206 206H204V207H201L200 206V204L202 203V201H201V199H199V197L197 196V198H194V199H197L196 200V205H197V207L198 206H200L202 209H204L203 211H204V213L203 214H201L200 216L198 215V217L199 218H197L195 215V217H193V219L191 218L192 216L191 215H189V214H191V213H193V212H191V211H189V214H188V216H189V218H191V224L193 223V225L196 227V230H198L197 232H199L200 233V236L199 237H203L206 241H209L210 242V244L211 243H213L212 245H214V248H213V252H214V249L216 248L217 250L218 249H221V247H224L223 249H225L224 251H226V248L229 246V242L230 241H232L231 239V235H232V233H231V235H229L230 234V232H229V234L228 233H226L225 235L224 234H222L221 232H224V231H222V230H224L225 228L223 227V222H221L220 221V217H218L219 216V214H220V212L222 211V210H220V212L219 213H217L218 212V210H217V212H212V211H215V210H211V208L210 207H213V205L212 204H214V202H213V200H215L214 199V196L213 195H217L216 193H219V192H221V191H223V189L221 190V188H224V186L226 185L227 186V184H223V182L221 181V180H219L220 182H222V184H223V187H222V184L220 183V182H218V183H216L215 181L216 180H218V179H216V180H214V182H212ZM231 180H234V181H231ZM231 180H229V182L231 181V183H233V182H235V180H237V179H235V178H233V179H231ZM241 180H242V177H241ZM175 180H174V182H176ZM182 181V182H181ZM180 182L181 183H188V182H184L185 181V179H184V181H183V179L181 180ZM202 181V182H203ZM240 181V180H239ZM178 182V181H177ZM177 182L175 183L176 185L175 186H179V185H177ZM199 182H201V181H199ZM226 182V181H225ZM229 182H226V183H229ZM237 183H238V180L236 181ZM247 182V185H248V181H246ZM250 182H252V181H250ZM258 182V181H257ZM256 182V183H257ZM260 182V181H259ZM169 183V184H168ZM191 183H193V180L191 181ZM195 183H197V180L195 181L194 180V183H193V185H191V186H194L195 187ZM220 183V184H219ZM231 183H229L230 185H232ZM239 183H241V182H239ZM255 182H254V185L256 184ZM178 184H180V183H178ZM189 184V183H188ZM198 184V183H197ZM228 184V185H229ZM250 184V183H249ZM172 185H174V184H172ZM237 185V184H236ZM241 184H239V186H240ZM244 186H245V184H243ZM250 185H252V184H250ZM182 186V185H181ZM188 186V185H187ZM225 186V187H226ZM233 186H235L234 184H233ZM173 187V186H172ZM177 187L176 188H174L176 191H177ZM190 187V186H189ZM230 187V188H229ZM229 187H226L225 188V190H227V188L229 189V190H227V191H231V190H233V189H231L232 188V186H229ZM236 187V186H235ZM250 187V186H249ZM180 188V186L178 187V189ZM183 188H185V187H183ZM192 188V187H191ZM234 188V187H233ZM243 188V187H242ZM170 189H173V188H170ZM169 189V190H170ZM173 189V190H174ZM238 189V188H237ZM168 190V192L167 193H169L170 191ZM182 190V189H181ZM190 190H193V189H190ZM236 190V189H235ZM242 190V189H241ZM164 191L162 192V193H164ZM193 191H195V190H193ZM212 191H214V192H216V193H212V195H210V193L212 192ZM165 192V194H167ZM182 193H183V191H181ZM180 192V193H181ZM190 192H192V191H190ZM189 191L188 192H186V193H188L187 195H189V193H190ZM205 192V191H204ZM175 192L173 191V193L172 194H174ZM194 193V192H193ZM196 193V192H195ZM229 193V192H228ZM171 193H169L168 195H172ZM202 193H200V195H201ZM220 194V193H219ZM230 194V193H229ZM237 194V193H236ZM236 194H234V195H236ZM175 195L177 196L178 195V191L175 193ZM174 195V196H175ZM180 195V194H179ZM182 195V194H181ZM180 195V196H181ZM187 195H185L184 196V200H186L185 199V197H189V196H187ZM197 195V194H196ZM192 196H195V194H193ZM225 196V195H224ZM228 196V195H227ZM227 196H225V197H227ZM262 196V195H261ZM168 197V196H167ZM220 197V196H219ZM158 198L159 197H157V201H158ZM161 198V197H160ZM165 198V197H164ZM163 198V199H164ZM172 199H173V197H171ZM191 198V196L189 197V199ZM215 198H217V197H215ZM155 199H153V201L155 200ZM176 200H179L178 199V197H177V199ZM188 200V199H187ZM221 200H223V197H222V199ZM225 200H227V199H225ZM152 201V200H151ZM160 201H162V200H160ZM168 201V200H167ZM171 201V200H170ZM193 201V200H192ZM156 202V201H155ZM154 202V203H155ZM178 202V201H177ZM194 202H195V200H194ZM153 203V204H154ZM157 203V202H156ZM170 203V202H169ZM180 203V202H179ZM160 204H161V202H160ZM167 204H168V202H167ZM171 204V203H170ZM175 204V208H177L176 207V205H178V204H176V202L174 203ZM181 204V203H180ZM173 205V204H172ZM190 205H193V204H190ZM189 205V206H190ZM194 205H195V203H194ZM179 206V205H178ZM203 206V205H202ZM155 207H157V205L155 206V204L154 205H152V204H150V205H145V211L143 210V209H141L140 211H136V213L134 214L133 213V215H131V216H129V217H126V218H123V220H122V222L120 223V224H118L117 223V228L120 230V232H125L124 234H126L127 235V233L126 232H129L128 231V229H127V231H126V228H127V226L129 225L130 226V228L132 227L131 225L134 223V222H138V218H140L141 216L143 217L144 216V220L142 219V218H140V220L142 219L144 222L142 223V226H140V224H139V226L137 227L136 225H137V223L135 224V226L137 227V228H135L134 227V229L133 230H135V231H139V230H142V229H146V231H147V229H149V228H151V227H154V228H157V227H160L161 229H159L157 232H158V236L160 237L159 238V240H161L162 238H161V235H162V237L164 236L163 234L166 232L167 233V231H166V225H170V226H172V224L174 225L175 224V217H172V216H174L175 214H177V216H179L180 215V213L179 212H181L182 210L180 209L181 208V206H179V208H178V210L180 209V211H178V213H175L174 215L172 214V216L170 215V217L168 216H165V214L167 213V211L169 210L168 209V207L166 208L165 206V208L167 209V211L165 212V214H164V208L162 209V208H155ZM163 207V206H162ZM173 207V206H172ZM194 207V206H193ZM196 207V206H195ZM170 208V207H169ZM175 208L173 209V211L172 212H175L174 210H175ZM200 208V209H201ZM215 208V207H214ZM170 209H172V208H170ZM193 209V208H192ZM195 209V208H194ZM197 209V208H196ZM217 209V208H216ZM188 210H190V209H188ZM198 210V209H197ZM177 211V210H176ZM238 211H239V209H238ZM252 211V210H251ZM153 212V213H152ZM171 212V211H170ZM169 212V213H170ZM183 212V211H182ZM187 211H184V213H186ZM191 212V213H190ZM146 213H148V214H146ZM150 213H152V214H150ZM188 213V212H187ZM195 213V212H194ZM199 212H197V214H198ZM179 214V215H178ZM182 215H183V213H181ZM185 216V215H184ZM191 216V217H190ZM180 217H182V216H179L178 218H180ZM186 218H187V216H186ZM223 218H226V217H223ZM223 218H221V219H223ZM180 219H182V218H180ZM180 219H179V221H180ZM185 219V218H184ZM228 219L230 220V218L228 217ZM137 220V221H136ZM187 220V219H186ZM189 220V219H188ZM190 221V220H189ZM141 222V221H140ZM183 222V221H182ZM231 222V221H230ZM230 222H228V223H230ZM139 223V222H138ZM156 223H158V225H156ZM177 223H181V221L180 222H178L177 221ZM156 225V226H155ZM183 225V224H182ZM193 225H190V226H193ZM198 225L200 226V227H202V231L201 230H199V228H198ZM177 226V225H176ZM178 226H180V224L178 225ZM193 226V227H194ZM228 226H229V224H228ZM175 227V226H174ZM174 227H173V229H174ZM227 227V226H226ZM116 228V229H117ZM129 228V229H130ZM133 228V227H132ZM131 228V229H132ZM179 228V227H178ZM177 228V229H178ZM181 229H182V227H180ZM180 228L178 229V232H179V230H180ZM224 228V229H223ZM228 228L229 227H227V229L226 230H228ZM123 229H125V231L123 230ZM229 229H231V228H229ZM54 231V229H51V231ZM119 230H117V233L115 232V230H113V232H112V234H110V235H112V236H110V237H112L111 238V241L110 240H108L109 242L107 243V242H105V243H107V246H110V244L112 243V241L113 240H115V238L117 237V240H118V233H120L119 232ZM122 230V231H121ZM175 231H176V228L174 229ZM183 230H184V226H183ZM34 231H35V229H34ZM33 231V232H34ZM50 230H48V232H49ZM53 231L50 233V234H48V232H47V234L45 233H43V234H39V232L36 234H33V232H32V241H30L31 243H33V241H34V243H35V241H37V243H36V248H34V249H31V247H32V245H30V242H25V243H27V245L29 244L30 245V247H29V245H28V247L31 249V250H33V251H35V253H36V256L38 255V254H40V256H41V258H39L38 256L37 257H35V258H38V260H39V262H40V259L43 261L44 259H42V257L44 256V257H46V260H45V263H46V261H48V264L51 262L52 263V259L54 260V258L56 259V258H58L60 255H62L64 252H62V251H60V255H54L55 254V252H56V247H63V245L60 243L61 241L63 242L64 240L62 239L60 242H59V238H60V235L61 234H59V232H57L56 234L55 233H53ZM134 231V232H135ZM181 231V230H180ZM230 231V230H229ZM36 232V231H35ZM43 232V231H42ZM56 232V231H55ZM137 232H135V234L137 233ZM174 232V231H173ZM177 232V231H176ZM182 232V231H181ZM196 232V233H197ZM41 233V232H40ZM113 233H116V237L114 238V235H113ZM151 233V232H150ZM199 233H197V235L199 234ZM118 234V235H117ZM124 234L122 233V237L121 238H119V240L120 239H122V241L124 242V243H122L121 245H120V247H119V249H118V251L116 250V247L117 246H110V248L109 247H107L108 248V250L109 249H111L112 247H113V250L115 249L116 251H117V253H119L118 254V257H116V256H114V258L116 257V259H114L113 258V256H112V258L114 259L113 261H105L106 263H108V264H122V263H125V262H123L124 261V259H126V260H128V258H129V260L131 261V260H134V258L133 257H135V256H133V257H125V256H121L120 255V252L123 250V248H129L130 246H132L133 245V243H132V245H130L129 243H127L128 241H131V239H128V240H126V241H124V239H125V237H124ZM132 234V233H131ZM134 234V233H133ZM139 234V233H138ZM170 235H172L171 233H169ZM174 234H175V232H174ZM179 234V233H178ZM166 235V234H165ZM176 235V234H175ZM181 234H179V236H180ZM196 235V236H197ZM62 236V235H61ZM129 236V235H128ZM166 236H168V235H166ZM165 236V237H166ZM178 236V235H177ZM233 236V235H232ZM242 236V235H241ZM240 236V237H241ZM130 237V236H129ZM170 237V236H169ZM201 237V238H202ZM31 238V237H30ZM35 238H37V239H35ZM124 238V239H123ZM197 238V237H196ZM108 239V238H107ZM171 239V238H170ZM162 240H164V238L162 239ZM162 240H161V243H162ZM198 240V239H197ZM204 240V241H205ZM234 240V239H233ZM167 241V240H166ZM199 241V240H198ZM229 241V242H228ZM114 242V241H113ZM117 242V241H116ZM132 242V241H131ZM165 242V241H164ZM163 242V243H164ZM201 242V241H200ZM202 242H203V240H202ZM33 243V244H34ZM61 244V245H59L58 246V244ZM162 243V244H163ZM235 243V242H234ZM17 244V243H16ZM109 244V245H108ZM115 244V243H114ZM162 244H160V245H162ZM166 244V246H167V242L165 243ZM165 244H163L164 246H165ZM170 244V243H169ZM168 244V246L170 247L171 245H169ZM232 244V243H231ZM18 245V244H17ZM23 245V244H22ZM106 245V244H105ZM160 245H158V248H159V246ZM162 245V246H163ZM204 245H206V242L204 243ZM35 246V245H34ZM104 246V245H103ZM162 246H160V247H162ZM163 246V248H165ZM28 247L26 246V252H27V254H29L30 253V249L29 250H27L28 249ZM60 247L58 248V252H59V250H61L60 249ZM64 247H65V245H64ZM105 247V246H104ZM104 247H100L101 249L100 250H103V248ZM232 247V246H231ZM234 247V246H233ZM233 247H232V249H233ZM168 248V247H167ZM205 249H207L206 247H204ZM208 248H209V246H208ZM161 249V248H160ZM204 249V250H205ZM210 249V248H209ZM216 249H215V251H216ZM228 249H231L230 247L229 248H227V250ZM51 250V252L52 253H54V254H52L51 253V255L52 256H55V257H53L52 258V256L50 257L49 256V251ZM65 250H67V249H65ZM104 250H107V249H105L104 248ZM103 250V253L105 252ZM107 250V251H108ZM112 250V252H110V250H109V252L110 253H113L114 252V254L116 253L115 252V250L113 251ZM168 250V249H167ZM29 251V252H28ZM64 251V250H63ZM106 251V252H107ZM153 251V250H152ZM172 251V250H171ZM220 251V250H219ZM222 251V250H221ZM66 252V251H65ZM106 252H105V254H106ZM154 252V251H153ZM228 254H229V252L228 251H226ZM231 252H232V250H231ZM230 252V253H231ZM47 254V256H45L46 254ZM95 253H96V255H95ZM94 254H93V256H100V254L102 253V251L101 252H99L100 254H98L97 255V253H98V251L97 252H95ZM222 253V252H221ZM221 253H220V255H218V256H221ZM226 253V254H227ZM233 253V252H232ZM237 254L239 253V251L238 252H236ZM235 253V254H236ZM16 254V253H15ZM27 254H25V255H27ZM45 254V255H44ZM57 254V253H56ZM67 254V253H66ZM208 254H211L210 252H208L207 253V255ZM215 254V253H214ZM214 254H212V256L214 255ZM219 254V253H218ZM235 254H234V256H235ZM240 254V253H239ZM106 255H108V252H107V254ZM106 255H102L101 254V258H102V256H105V258H106ZM111 254H109V257H111L110 256ZM203 255V254H202ZM206 254H204V260H205V258H208V259H211V257H210V255H208L207 257L205 256ZM224 255V254H223ZM223 255L221 256L222 258H223ZM245 255V254H244ZM58 256V257H57ZM64 257H66L65 255H63ZM63 256H61L62 258H63ZM137 256V255H136ZM216 256H217V253H216ZM228 256H230V258L233 256V254H232V256L229 254ZM233 256V257H234ZM9 257V256H8ZM43 257V258H44ZM48 257H50V258H48ZM61 257H60V259H61ZM108 256H107V258L106 259H108L109 258ZM200 257V256H199ZM210 257V258H209ZM214 257H215V255H214ZM225 257V256H224ZM25 258V257H24ZM67 258V257H66ZM101 258L99 259V257L97 258L98 260H96L95 258L93 259V257H91L90 259H91V262H92V260L93 261H95V264H97V262L98 263H100V261L99 260H101ZM104 258V257H103ZM102 258V260H101V263L104 261V259ZM201 258H202V256H201ZM213 258V257H212ZM216 258V257H215ZM214 258V259H215ZM220 258V257H219ZM236 258V257H235ZM237 258H238V255H237ZM48 259H50V260H48ZM111 259V258H110ZM214 259L212 260L213 262H214ZM226 259V258H225ZM30 260H32V262H33V259L32 258H29V262H30ZM35 260V259H34ZM38 260H37V262H38ZM68 260V259H67ZM109 260V259H108ZM203 260V259H202ZM216 260H218L217 258H216ZM222 260H224V259H222ZM227 261H228V259H226ZM226 260H224V264H225V261ZM4 261V260H3ZM27 261V262H28ZM56 261V260H55ZM58 261V260H57ZM77 261V260H76ZM209 261V260H208ZM31 262V263H32ZM70 262V261H69ZM87 262H88V260H87ZM212 262V263H213ZM220 262V261H219ZM229 262V261H228ZM258 262V261H257ZM26 263V262H25ZM44 263V264H45ZM73 263H74V261H73ZM92 263H94V262H92ZM91 263V264H92ZM217 263V262H216ZM89 264V263H88ZM103 264H105L104 262H103ZM126 264V263H125ZM213 264H215V263H213ZM226 264H227V262H226Z\"/></svg>","mask_w":264,"mask_h":264}]
</instances>
